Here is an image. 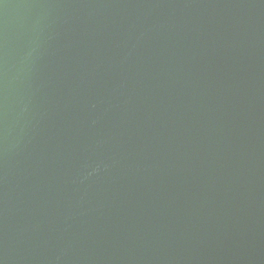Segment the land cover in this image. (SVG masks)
<instances>
[{
    "label": "water",
    "instance_id": "water-1",
    "mask_svg": "<svg viewBox=\"0 0 264 264\" xmlns=\"http://www.w3.org/2000/svg\"><path fill=\"white\" fill-rule=\"evenodd\" d=\"M0 264H264V0H2Z\"/></svg>",
    "mask_w": 264,
    "mask_h": 264
},
{
    "label": "snow or ice",
    "instance_id": "snow-or-ice-1",
    "mask_svg": "<svg viewBox=\"0 0 264 264\" xmlns=\"http://www.w3.org/2000/svg\"><path fill=\"white\" fill-rule=\"evenodd\" d=\"M0 2H2V0H0Z\"/></svg>",
    "mask_w": 264,
    "mask_h": 264
}]
</instances>
